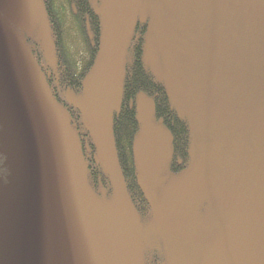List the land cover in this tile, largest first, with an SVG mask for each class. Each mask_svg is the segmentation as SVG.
<instances>
[{"label": "rangeland", "instance_id": "1", "mask_svg": "<svg viewBox=\"0 0 264 264\" xmlns=\"http://www.w3.org/2000/svg\"><path fill=\"white\" fill-rule=\"evenodd\" d=\"M231 1L92 0L101 49L73 103L112 182L109 197L89 185L69 112L54 107L23 57V93L13 96L8 82L0 103L18 127L1 137L15 164L13 218L5 221L12 229L0 264H144L151 249L163 250L168 264H264V29H230ZM8 7L17 10L23 38L38 41L55 68L43 0H0ZM138 22L149 25L146 65L192 128L190 166L174 173L169 131L151 98L138 96L135 153L152 204L147 221L128 195L113 135Z\"/></svg>", "mask_w": 264, "mask_h": 264}, {"label": "trees", "instance_id": "2", "mask_svg": "<svg viewBox=\"0 0 264 264\" xmlns=\"http://www.w3.org/2000/svg\"><path fill=\"white\" fill-rule=\"evenodd\" d=\"M54 42L56 67L45 64L42 70L45 79H41L50 93L52 103L69 112V124L78 130L83 144L87 163L88 182L91 188L101 195L109 197L113 186L109 175L96 161V146L81 120V110L70 97L78 95L84 88V82L93 69L101 49L102 20L93 6L92 0H43ZM245 11L241 13V9ZM230 29H264V2L261 0H232ZM148 24L138 22L132 39L130 58L126 65L120 108L113 115V135L119 165L125 186L138 215L142 221L152 217V204L138 175L135 141L140 131L137 99L141 93L149 96L153 102L155 115L165 125L172 140L170 169L180 173L191 163L192 128L190 121L183 117L173 106L166 84L159 80L146 65L144 52ZM34 52L40 65L45 63V54L41 44L35 41ZM68 96H70L68 98ZM89 146V148L87 147ZM12 156L6 150V144L0 143V251L4 250V241H8L12 224L13 201L10 188ZM1 187H5L4 189ZM9 209V210H8ZM23 264H42L23 258ZM45 264H49L45 262ZM144 264H168L163 250L151 249L144 252Z\"/></svg>", "mask_w": 264, "mask_h": 264}, {"label": "flooded vegetation", "instance_id": "3", "mask_svg": "<svg viewBox=\"0 0 264 264\" xmlns=\"http://www.w3.org/2000/svg\"><path fill=\"white\" fill-rule=\"evenodd\" d=\"M0 18L7 24V26L17 35L21 40L24 42V44L28 47V51L21 52L15 50L10 45L0 41V103L3 101V99L6 97V94L8 92L7 84L10 82L13 87L11 88V92L14 94L13 96H19L23 93V75L19 72V65L22 62L23 63V57L26 58V65L28 66V54L31 53L33 55V60L39 65L41 72L44 75L45 74L42 70V66H45V63L43 65H40V62L38 60V56L36 52H34L35 47V41L33 39H24L21 34V28L19 24V16L17 14V10L14 7H8L6 9L0 8ZM33 44L34 46H32ZM6 50H9L10 53H6ZM4 51V53H3ZM22 53V56L19 54ZM15 66L17 70L15 69ZM29 67V66H28ZM39 75V72L36 71ZM21 96V95H20ZM6 117V119H5ZM15 124V117L14 115L11 116L10 114L5 111L4 107L0 104V143L1 137H4V134L7 131V128L10 127L12 132L18 133V127L14 125Z\"/></svg>", "mask_w": 264, "mask_h": 264}, {"label": "water", "instance_id": "4", "mask_svg": "<svg viewBox=\"0 0 264 264\" xmlns=\"http://www.w3.org/2000/svg\"><path fill=\"white\" fill-rule=\"evenodd\" d=\"M0 41L10 45L17 51H21V52L28 51V47L24 44L21 38H19V36H17L1 18H0ZM28 66L34 71H38L40 79L43 80L44 75L41 72L39 65L33 60V55L31 53L28 54ZM69 97L70 96H68V98ZM69 99H70V102L73 103V99L71 97ZM53 102L54 100L52 99V103ZM67 125L70 126L69 123H67Z\"/></svg>", "mask_w": 264, "mask_h": 264}]
</instances>
